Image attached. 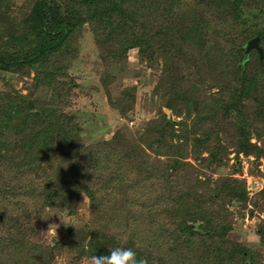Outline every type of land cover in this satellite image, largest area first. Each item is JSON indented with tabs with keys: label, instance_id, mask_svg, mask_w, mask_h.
Masks as SVG:
<instances>
[{
	"label": "trees",
	"instance_id": "trees-1",
	"mask_svg": "<svg viewBox=\"0 0 264 264\" xmlns=\"http://www.w3.org/2000/svg\"><path fill=\"white\" fill-rule=\"evenodd\" d=\"M31 1L28 12L14 19L8 0H0V19L6 16L7 22H18L15 34L5 40L0 36V81L6 74H34L27 94L16 88L0 91L1 264H55L53 253L65 246L76 251L67 264H78L93 254L107 255L116 247L132 248L149 264H264L255 252L227 238L234 221L227 206L235 200L246 202L245 182L194 175L195 168L186 161L190 146L194 151L205 149L211 164L222 163L228 155L218 136L215 149L206 150L214 130H197L207 124L220 126L218 130L224 126L235 159L242 154L264 161V128L248 120L245 112L264 81V12H249L243 18L250 8L246 0H218L224 14L245 26L233 39L232 51L225 45L208 47L209 24L195 10L182 7L189 1L200 8L211 0ZM7 22L0 21V29ZM86 24L105 61H118L132 48L138 49L142 61L157 59L162 55L157 57L155 50L162 47L168 49L165 59L185 54L196 65L202 58L199 62L206 64L190 72L196 77L193 82L182 72L175 76L165 72L162 77L169 92L165 107L180 120L160 114L143 128L138 144L121 131L108 140H84L83 124L54 99L69 96L70 90L65 93L58 79L65 62L74 59ZM255 37L262 59L254 49L245 54L247 42ZM211 73L213 84L206 86ZM112 80L106 74L102 88L109 104L124 114L131 107L133 90H125L113 103L107 88ZM202 84L217 87L212 103L198 92ZM256 103L263 107L264 100ZM252 136L256 143H251ZM81 196L89 204L87 225L69 229L54 248L30 242L38 214L60 208L74 215ZM21 198H38V208L20 217L16 200ZM257 236L264 243V225Z\"/></svg>",
	"mask_w": 264,
	"mask_h": 264
},
{
	"label": "rangeland",
	"instance_id": "rangeland-1",
	"mask_svg": "<svg viewBox=\"0 0 264 264\" xmlns=\"http://www.w3.org/2000/svg\"><path fill=\"white\" fill-rule=\"evenodd\" d=\"M31 3V0H8L7 5H9L10 12H13L12 17L18 19L19 13L25 14L28 12ZM245 4L250 8L245 9L243 18L249 12L254 14L259 11L264 12V0H246ZM215 6L219 10L215 11ZM182 7L195 10V12H198L199 17L207 21V25L209 24L205 38L208 47L213 50V47L219 44L227 46L232 51L235 49L233 39L242 33L245 26L236 25V22L230 16L224 14L222 12L224 8L219 7L218 0H211L206 6L201 5L200 8L196 3L185 1ZM5 20L7 22L6 16L0 19L2 22H5ZM252 22V19L249 20L248 25ZM16 24H18L17 21H8L5 25L3 23L0 29V36L4 38L3 40L7 36L16 33ZM256 24L259 25L260 22ZM77 46L78 50L74 59L65 62L64 73L58 79L61 86L63 88L65 86L63 90L65 93L66 90H70L69 96L62 101L54 99V103L65 112L74 115L77 121L83 124V138L86 142L108 140L113 133L121 131L129 141L138 144V142L141 143L139 136L143 132V128L150 120L157 119L160 114H166L168 119L180 120V118L172 116L171 111L165 107V101L167 100L165 95H169V92L166 89L167 84L165 83L167 82L163 81L162 77L165 72L173 76L182 72L184 76H188L193 82L196 77L190 72H194L206 64L199 62L202 60L201 58L198 64L195 65L192 63L195 59L193 57L191 59L190 57L187 58L185 54H179L180 56L172 57V59H165L163 55L168 52L166 47L155 50L157 57L158 54L162 55L157 59L151 57L150 60L142 61L138 49L132 48L125 53L124 58L118 61L112 63L102 60L100 57L101 50L95 42L91 27L87 24L83 27ZM183 49H186V47H183ZM188 50H190L189 55L192 56L194 54L192 46H188ZM105 72H108L106 74L113 79L107 86L112 99L111 102L115 103L117 101L118 103L125 90H133L131 107L124 114L120 113V108L118 109V107L109 104V95L104 92L105 89L103 90L104 87L101 85V78L105 77ZM29 74V76L2 75L3 81H0V91L16 88L27 94L32 87V77L34 75L32 72ZM212 75L213 73L210 77H207L206 86L210 85V82L213 84ZM6 85L11 87H5ZM205 85H200L201 89L198 92L209 104L212 103V98L218 89L215 84L211 88H207ZM263 86L264 81H261L257 86L256 99L253 97L245 108L248 120L250 119L260 128H264V105L261 107L262 105H259L256 101L264 100ZM262 87L263 93L261 94ZM261 95L263 98H261ZM257 112H260L258 114L261 115V118L257 115ZM187 124H190L189 120ZM213 125L199 126L197 132L201 133L205 129L211 132L214 130L209 143L206 145V150L215 149L217 142L215 143L214 137L218 136L220 145L228 152V155L222 157V163L211 164L205 149L200 148L201 151L200 149L194 151L190 146L187 149L189 155L186 161L195 168L194 175L208 177L213 181L221 177H233L245 182L246 202L235 200L227 206L228 211L234 215L233 227L227 238L234 243L245 246L264 259V243L257 236L259 226L264 225V195L262 194L264 161L263 159L256 161L254 156L247 159L242 154L239 155L238 159H235L231 139L223 133L224 126H221L222 129L218 130L220 126L215 129ZM256 140L253 136L250 139L251 143H256ZM253 162L258 163L259 166H253ZM239 166L242 168L241 172L234 171V167L239 168ZM16 201H18V208L20 209L17 215H20V217L23 214L32 213L34 209L38 208L39 204L38 198H21ZM37 217L32 223L33 229L28 236L30 242L46 248H54L60 240L67 236L69 229H82L88 224L91 216L88 201L84 196H81L74 215H69L66 210L59 208L56 212L45 209V212L38 214ZM52 224L58 225L56 232L55 230L48 231L49 226ZM59 251L53 253L55 264H67L75 259L76 251L72 247L65 246L62 251ZM8 256L6 257L14 258L13 255ZM78 264H88V259L78 260Z\"/></svg>",
	"mask_w": 264,
	"mask_h": 264
},
{
	"label": "clouds",
	"instance_id": "clouds-1",
	"mask_svg": "<svg viewBox=\"0 0 264 264\" xmlns=\"http://www.w3.org/2000/svg\"><path fill=\"white\" fill-rule=\"evenodd\" d=\"M58 225L52 224L48 231L57 229ZM88 264H149L145 257H139L132 248L116 247L111 248L107 255L97 256L93 254L88 258Z\"/></svg>",
	"mask_w": 264,
	"mask_h": 264
},
{
	"label": "water",
	"instance_id": "water-1",
	"mask_svg": "<svg viewBox=\"0 0 264 264\" xmlns=\"http://www.w3.org/2000/svg\"><path fill=\"white\" fill-rule=\"evenodd\" d=\"M251 49L256 50L259 53L260 59H262L263 50L259 47V38L255 37L247 42L245 54L247 55Z\"/></svg>",
	"mask_w": 264,
	"mask_h": 264
}]
</instances>
